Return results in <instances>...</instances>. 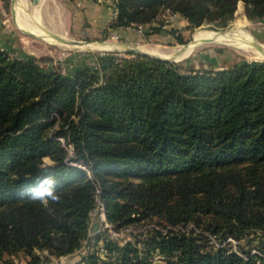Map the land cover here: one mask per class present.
Segmentation results:
<instances>
[{
  "label": "trees",
  "instance_id": "trees-1",
  "mask_svg": "<svg viewBox=\"0 0 264 264\" xmlns=\"http://www.w3.org/2000/svg\"><path fill=\"white\" fill-rule=\"evenodd\" d=\"M236 1L113 0L110 26L156 32L164 22L150 24L167 9L191 27H224L241 11ZM242 1L247 18H264V0ZM89 54L91 63L61 74L38 67L48 56L0 49V261L23 250L27 264H46L34 249H78L98 187L113 224L154 215L193 225L153 231L140 247L105 241L108 261L90 250L80 264H264V60L184 71L144 54ZM43 155L62 197L48 208L18 195L43 175ZM255 230L256 253L207 240Z\"/></svg>",
  "mask_w": 264,
  "mask_h": 264
},
{
  "label": "rangeland",
  "instance_id": "rangeland-1",
  "mask_svg": "<svg viewBox=\"0 0 264 264\" xmlns=\"http://www.w3.org/2000/svg\"><path fill=\"white\" fill-rule=\"evenodd\" d=\"M26 0V9L38 7L41 23L52 33L54 31L64 32V38L85 40L89 43L95 41H111L124 45H146L155 46L162 49L173 47H184V43H190L193 34L199 29H208L215 32L230 29L239 25L250 32L253 37L264 45V18L249 19L244 13V3H241V11L234 15L224 27L215 26L212 22H202L198 26H189L186 19L179 13H170L167 9L162 10L156 16V20L150 25H157V21H163V29L152 31L148 25H131L126 27H111L114 18L113 0ZM28 3V4H27ZM13 5L11 0H0V47L11 57H41L48 56L49 59L37 62L40 69L55 70L61 74H68V71L81 66L82 62L91 63L92 55L101 54L105 51H117L120 54L124 50H93L75 47L71 45L55 44L46 42L38 37H33L21 32L13 22ZM40 11V12H39ZM43 11V12H42ZM41 14V15H40ZM95 16H97L95 20ZM173 29L172 33L168 29ZM60 29V30H59ZM181 39L179 42L178 40ZM204 43L197 46L192 53L184 58L181 63V70H188L200 67L222 68L232 65L235 62L246 59L252 60L245 53L222 44ZM239 51V52H238ZM63 52V53H62ZM264 60V59H262ZM176 62V61H175ZM80 63V64H79ZM77 65L76 68L79 66ZM92 209V208H91ZM88 211V227L86 239L81 246L67 254L52 255L46 250L34 249L32 252L44 259L46 264H80V259L86 251H97L101 261H108L109 257L104 248L105 241L115 242L118 245L126 241L141 245V240L150 235L153 231L175 230L176 228H189L192 223L188 222L185 226L163 224L157 216H149L129 222L127 224L116 225L107 220L105 212V223ZM208 234V233H207ZM208 243L211 246L223 245L228 242L231 248L236 251L249 250L256 253L258 231L243 234L239 238L226 236L221 237L208 234ZM240 245V248H239ZM31 255L27 251H17L14 254L5 255L7 263L0 261V264H27L31 260ZM150 257L154 263L160 262V255L154 251Z\"/></svg>",
  "mask_w": 264,
  "mask_h": 264
},
{
  "label": "bare ground",
  "instance_id": "bare-ground-1",
  "mask_svg": "<svg viewBox=\"0 0 264 264\" xmlns=\"http://www.w3.org/2000/svg\"><path fill=\"white\" fill-rule=\"evenodd\" d=\"M40 1L41 0L38 2ZM11 3L13 5L12 19L15 26L19 30H27L46 42L70 45L60 42L54 37V35H57L63 39H66L63 35L64 32L62 33L57 30L54 31L56 33L54 34L41 23L42 20H40L37 6H33L27 10L25 5L26 0H11ZM193 40L194 43L189 41L190 43H187L184 50L179 54L176 53L182 48L181 46L168 49L146 45H138L135 47L139 51H143L162 58H168L170 61H181L188 57L197 46L204 43H214L216 45L222 44L239 50L252 59H264V45L259 43L250 32L246 31L239 25L220 32H215L208 29H199L193 34ZM71 46L93 48L94 50H123L124 47L128 45L111 41H95L92 43L86 41V43L74 44Z\"/></svg>",
  "mask_w": 264,
  "mask_h": 264
},
{
  "label": "clouds",
  "instance_id": "clouds-1",
  "mask_svg": "<svg viewBox=\"0 0 264 264\" xmlns=\"http://www.w3.org/2000/svg\"><path fill=\"white\" fill-rule=\"evenodd\" d=\"M38 161L43 175L38 176L33 184L23 186L18 195L22 199L39 203L42 207L48 208L50 203H60L62 197L57 191V177L51 171L54 162L47 155L39 157Z\"/></svg>",
  "mask_w": 264,
  "mask_h": 264
},
{
  "label": "water",
  "instance_id": "water-1",
  "mask_svg": "<svg viewBox=\"0 0 264 264\" xmlns=\"http://www.w3.org/2000/svg\"><path fill=\"white\" fill-rule=\"evenodd\" d=\"M34 1H37V0H34ZM21 32H23L24 34L26 35H29V36H33V37H37L35 36L34 34H32L31 32L27 31V30H22L20 29ZM54 37L60 41V42H63L65 44H70V45H74V44H81V43H86L85 40H80V39H73V38H68V39H63L57 35H54ZM191 41L194 43V40L191 39ZM185 45L186 43L183 44L184 47H182L176 54H179L181 53L184 48H185ZM256 47V46H255ZM89 51H93L94 49L93 48H87ZM124 51L126 52H130V53H134V54H144V55H147V56H150V57H154V58H158V59H163V60H168L170 61L168 58H162V57H159V56H154V55H151V54H148L146 52H143V51H139L135 45H130V46H125ZM252 60H262V59H252Z\"/></svg>",
  "mask_w": 264,
  "mask_h": 264
},
{
  "label": "built area",
  "instance_id": "built-area-1",
  "mask_svg": "<svg viewBox=\"0 0 264 264\" xmlns=\"http://www.w3.org/2000/svg\"><path fill=\"white\" fill-rule=\"evenodd\" d=\"M138 26H140V25H138ZM0 49L3 50L2 47H0ZM87 174L89 175L88 172H87ZM98 193H99V189H98V187H96L95 193H94L93 206H92V209H90L89 214L91 212H93V214H95L99 218L100 221H103L105 223L104 205H103L102 201L100 200ZM85 239L87 241V238H85ZM86 251L85 250L83 251L84 254Z\"/></svg>",
  "mask_w": 264,
  "mask_h": 264
},
{
  "label": "crops",
  "instance_id": "crops-1",
  "mask_svg": "<svg viewBox=\"0 0 264 264\" xmlns=\"http://www.w3.org/2000/svg\"><path fill=\"white\" fill-rule=\"evenodd\" d=\"M94 18H95V20H96L97 16H95ZM0 43L4 44L3 41H2L1 39H0ZM84 63H86V62H84ZM84 63L82 62V64H84ZM79 64H80V63H79ZM82 64H81V65H82ZM77 65H78V64H77ZM77 65H75V67H73L72 69H70V70L68 71V73H71V72L73 71V69H75V68L77 67ZM78 66H79V65H78Z\"/></svg>",
  "mask_w": 264,
  "mask_h": 264
}]
</instances>
